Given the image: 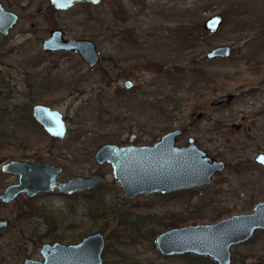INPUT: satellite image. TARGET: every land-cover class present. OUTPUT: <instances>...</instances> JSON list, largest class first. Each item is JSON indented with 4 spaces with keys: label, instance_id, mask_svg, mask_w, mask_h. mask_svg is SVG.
<instances>
[{
    "label": "rangeland",
    "instance_id": "374dc122",
    "mask_svg": "<svg viewBox=\"0 0 264 264\" xmlns=\"http://www.w3.org/2000/svg\"><path fill=\"white\" fill-rule=\"evenodd\" d=\"M0 3L18 15L9 34H0V165L38 159L61 165V180L105 175L94 193L52 192L0 203V217L11 222L1 232L0 264L38 257L42 241L70 243L95 232L105 238L103 264L212 263L195 254L162 255L155 237L171 227L172 213L182 219L178 227L210 224L252 212L264 201V167L254 161L264 154V0H101L66 10L50 0ZM215 13L224 23L217 33H205L202 22ZM50 25L67 37L94 40L100 63L89 69L74 53L44 54L41 40ZM182 26L195 29L194 45L179 40ZM221 45L232 48L231 56L207 60L206 52ZM165 71L175 72L174 79ZM125 79L131 88H124ZM226 94L233 96L230 102L213 103ZM34 104L63 114L64 139L50 138L32 123ZM175 128L183 131L178 146L191 136L227 164L190 194L127 199L112 165L95 162L105 143L124 144L135 134L134 145H154ZM14 181L0 172V192ZM29 205L41 211L16 221ZM97 207L104 216H95ZM231 252L234 264H264V230Z\"/></svg>",
    "mask_w": 264,
    "mask_h": 264
},
{
    "label": "water",
    "instance_id": "95a60500",
    "mask_svg": "<svg viewBox=\"0 0 264 264\" xmlns=\"http://www.w3.org/2000/svg\"><path fill=\"white\" fill-rule=\"evenodd\" d=\"M101 0H50L58 10H65L78 2L98 4ZM18 16L8 11L0 3V34L7 35ZM224 23L221 14L215 13L206 17L202 28L209 34H215ZM44 50L76 51L92 68L100 62L96 44L85 38H63L60 29L50 31L42 41ZM231 48L227 45L216 46L206 52L209 59L228 58ZM131 86L130 81H125ZM232 95L217 97L214 104L229 102ZM35 120L42 125L51 138L62 139L66 133L63 115L55 108L43 105L33 107ZM181 134L177 129L168 132L153 146H116L103 145L96 153L98 162L112 163L114 178L121 186L126 198L139 194L166 193L173 190L187 189L209 184L212 175L226 167L223 161L216 160L207 152L198 148L193 138L187 140V146L177 147L176 136ZM133 136L130 137V142ZM255 161L264 165V154L260 153ZM4 174L17 176V182L7 185L0 192V201L9 203L18 195L32 197L38 193L56 191L62 195L88 191L104 180V176L94 173L88 177L75 176L67 181L59 180L62 168L48 162H26L17 159L1 165ZM7 221L0 220L4 227ZM264 230V201L254 205L252 212L233 214L210 224H190L173 227L155 237L158 251L165 256L195 254L211 259L215 264H234L231 247L249 241L257 231ZM105 247L103 233L95 232L84 236L74 244L54 243L53 256L45 262L26 260V264H103L102 252Z\"/></svg>",
    "mask_w": 264,
    "mask_h": 264
},
{
    "label": "flooded vegetation",
    "instance_id": "af4514ba",
    "mask_svg": "<svg viewBox=\"0 0 264 264\" xmlns=\"http://www.w3.org/2000/svg\"><path fill=\"white\" fill-rule=\"evenodd\" d=\"M77 4H87V5H90V6H92V5H94V4H91L90 2H78V3H76V4H74V5H72L71 7H73V6H75V5H77ZM71 7H69V8H71ZM68 8V9H69ZM58 10V9H57ZM66 10V9H65ZM18 16V15H17ZM17 20H18V18H17ZM17 20H16V22H17ZM15 22V23H16ZM15 23L13 24V26L15 25ZM49 23H51V25H55L56 24V22L54 21V19H53V17L51 16V19L49 20ZM50 25V27H51V29L49 30V33H48V36H49V34H50V31H52V30H54V29H60L62 32H63V38H85V39H90V40H92L91 38H87V37H67V36H65V33H64V31L61 29V28H58V27H56V26H51ZM12 26V27H13ZM11 27V28H12ZM9 32H10V30H9ZM9 32H8V34H9ZM127 32V31H126ZM7 34V35H8ZM122 34H124L123 32H122ZM2 35V34H1ZM7 35H2V36H7ZM127 35L128 36H130L129 35V32H127ZM47 36V37H48ZM46 37V38H47ZM46 38H44L43 40H45ZM43 40H41V51L44 53V54H55V53H64L66 56H68V55H71L72 53H74V54H76L78 57H79V59L85 64V66L87 67V68H89V69H93L94 67H92V68H90L88 65H87V63H85V61L79 56V54H78V52H76V51H68V50H53V51H50V50H44L43 48H42V41ZM94 43H95V41L94 40H92ZM96 44V43H95ZM97 46V45H96ZM231 48V47H230ZM97 50H98V48H97ZM99 52V51H98ZM231 54H232V48H231ZM99 55H100V53H99ZM231 56V55H230ZM205 57H206V55H205ZM206 59L207 60H209V58H207L206 57ZM100 61H101V55H100ZM100 63V62H99ZM98 63V64H99ZM97 64V65H98ZM96 65V66H97ZM157 69H161V67H159V68H157ZM125 81H130L131 83H132V85L131 86H126L125 85ZM123 86H124V88H126V89H129V88H131L132 86H133V82L131 81V80H129V79H125L124 81H123ZM216 99V98H215ZM214 99V100H215ZM232 99H233V96H232ZM231 99V100H232ZM214 100H213V103H214ZM230 100V101H231ZM229 101V102H230ZM223 103V102H222ZM226 103H228V102H226ZM35 105H43V106H48V107H50L49 105H45V104H34L33 106H32V108H31V121H32V123L34 124V123H36L37 125H39L43 130H44V128L42 127V125H40L36 120H35V118H34V115H33V107L35 106ZM219 105V104H218ZM50 108H52V107H50ZM22 109H23V107H22ZM58 110V109H57ZM59 111V110H58ZM63 115V114H62ZM25 119H26V117L25 116H23ZM63 118H64V116H63ZM64 120H65V118H64ZM30 123V122H29ZM65 123H66V120H65ZM66 133H65V136H66V134H67V132H68V127H67V123H66ZM177 129H179V130H181L180 128H175V129H173V130H170V131H168V132H171V131H174V130H177ZM45 131V130H44ZM46 132V131H45ZM168 132H166L165 134H167ZM182 133H183V131L181 130V134H179V135H177L176 136V141H177V138L180 136V135H182ZM164 134V135H165ZM163 135V136H164ZM49 136V135H48ZM65 136H64V138H65ZM131 136H133V141L132 142H130V137ZM50 137V136H49ZM51 138V137H50ZM64 138H62V139H64ZM162 138V137H161ZM160 138V139H161ZM189 138H193V137H191V136H189V137H187V139H186V144L185 145H182V146H178L177 145V143H176V141H175V145L177 146V147H183V146H187V144H188V142H187V140L189 139ZM59 139V138H58ZM135 139H136V135L135 134H131V135H129L128 137H127V139H126V143H124V144H114V143H105V144H103V145H106V144H114V145H116V146H118V147H120V146H128V145H134L133 143H134V141H135ZM159 139V140H160ZM194 139V138H193ZM158 140V141H159ZM194 141H195V139H194ZM156 144V143H155ZM154 144V145H155ZM195 144L197 145V143L195 142ZM103 145H101V146H99L98 148H97V150L95 151V153H94V159H95V162L97 163V164H103V163H109V164H111L112 165V163H110V162H108V161H103V162H98V160L96 159V153H97V151L103 146ZM135 146H138V145H135ZM144 146H153V145H144ZM198 146V145H197ZM139 147H141V146H139ZM198 148L199 149H201V150H204L203 148H200L199 146H198ZM205 152H207L206 150H204ZM207 154L209 155V156H211L212 158H214V159H216L215 157H213L212 155H210L208 152H207ZM216 160H219V159H216ZM21 161H25V160H21ZM35 161H39V162H48V161H40V160H38V159H36V160H32V161H26V162H35ZM220 161H223V160H220ZM254 161H255V158H254ZM224 162V161H223ZM256 162V161H255ZM48 163H50V162H48ZM225 164H226V162H224ZM256 163H258V162H256ZM52 164V163H51ZM258 164H260V163H258ZM2 165V164H1ZM1 165H0V172L2 173V171H1ZM55 165V164H54ZM261 166H263L264 167V165H262V164H260ZM59 166H61V165H59ZM226 167H227V164H226ZM225 167V168H226ZM61 168H62V172H61V174L59 175V177L62 175V173H63V171H64V168L61 166ZM224 168V169H225ZM112 169H113V165H112ZM223 169V170H224ZM222 171V170H221ZM221 171H216L215 173H218V172H221ZM94 173H99V174H101L100 172H93V173H91V174H89V175H87V176H79V177H88V176H90V175H92V174H94ZM214 173V174H215ZM4 174V173H3ZM214 174L212 175V177L214 176ZM103 175V174H102ZM13 176V175H12ZM104 176V180L101 182V183H99L98 185H96L95 187H93V188H91L90 190H88V191H84V192H92V193H94V192H96L97 190H98V188H100L102 185H103V183L105 182V175H103ZM113 176H114V170H113ZM14 178H15V181L14 182H12V183H10V184H13V183H16L17 182V176H13ZM58 177V178H59ZM75 177V176H74ZM212 177H211V179H212ZM72 178V177H71ZM70 179V178H69ZM68 179V180H69ZM115 179V178H114ZM59 180H61L60 178H59ZM116 180V179H115ZM62 181H67V180H62ZM116 182H117V180H116ZM211 182V181H210ZM118 183V182H117ZM119 184V183H118ZM7 185H9V184H7ZM6 185V186H7ZM206 185H208V184H206ZM206 185H202V186H206ZM5 186V187H6ZM120 186V185H119ZM4 187V188H5ZM121 187V186H120ZM197 187H201V186H197ZM197 187H191V188H187V189H180V190H173V191H169V192H166V193H160V192H155V193H152V194H156L155 196H160V197H166V196H170V195H173V194H175V195H179V194H184V193H192L195 189H197ZM3 188V189H4ZM122 189V188H121ZM123 191V190H122ZM53 193L54 192H56L55 190L54 191H52ZM52 192H50V193H52ZM84 192H77V193H73V194H71V195H63V196H66V197H72V196H76L77 194H82V193H84ZM57 193V192H56ZM41 194H47V193H38V194H36V195H34V196H32V197H27V196H25L24 194H20V195H18L14 200H12L11 202H9V203H12V202H14V201H17V199L19 198V197H25V198H28V200H32L33 198H35V197H37L38 195H41ZM59 194V193H58ZM123 194H124V192H123ZM142 194H146V193H142ZM60 195H62V194H60ZM139 195H141V194H139ZM139 195H137V196H139ZM146 195H151V194H146ZM136 196V197H137ZM153 196V195H152ZM125 197V196H124ZM126 198V197H125ZM135 198V197H134ZM127 199H133V198H127ZM262 202V201H261ZM0 203H2V201H0ZM258 203V202H257ZM4 204H8V203H4ZM256 204V203H255ZM254 204V205H255ZM254 208V207H253ZM39 211H41V210H33L32 209V206H27V208H26V211L25 212H23V213H19V215L17 214V216L14 218L16 221H19V220H21V219H24V218H28V217H32L33 215H38V213H39ZM172 214H174V213H172ZM0 220H5V221H7V223H6V225L4 226V227H1L0 226V236H1V232H3L8 226H10V224H11V222H10V219H8V218H3V217H0ZM170 228H173V227H170ZM169 228V229H170ZM162 233V232H161ZM160 234V233H159ZM46 234H44L43 236H45ZM40 239H41V237H40ZM82 239V238H81ZM81 239H79V240H81ZM79 240H77V241H74V242H70V243H64V242H62V241H59V240H53V241H42L41 243H40V245L38 246V253H39V256L38 257H31V256H28V255H26V256H24V254H23V260H22V263L23 264H26V260H32V261H37V262H39V263H44L45 262V256H47V258H49V257H51V256H53V254H55L54 253V250L52 249V245L54 244V243H61V244H74V243H76V242H78ZM18 247H20V246H18Z\"/></svg>",
    "mask_w": 264,
    "mask_h": 264
},
{
    "label": "trees",
    "instance_id": "16d2710c",
    "mask_svg": "<svg viewBox=\"0 0 264 264\" xmlns=\"http://www.w3.org/2000/svg\"><path fill=\"white\" fill-rule=\"evenodd\" d=\"M87 5V4H86ZM201 27V25H200V23H198L197 24V28H200ZM195 31V29L193 28V27H190V26H182V27H180L179 28V31H178V37H179V40L181 41V42H186V43H189L190 45H194V43H195V37L193 36V33H195L194 32ZM205 32V31H204ZM206 33V32H205ZM261 39H264V34L263 35H261V36H259ZM253 42V41H252ZM182 70H180V69H177L175 72L176 73H182L181 72ZM175 72H169V71H165V73L167 74L166 76L170 79V80H172V79H174V77H173V73H175ZM199 73H201L202 74V70H199ZM98 208L99 207H97L96 208V214H95V216L97 217V216H104V214H105V212H101L100 214H98L97 212L99 211L98 210ZM169 217H170V220H169V223H170V225H171V227H178L179 226V223L182 221V219H180L179 218V215H178V213H175V214H171V215H169ZM193 222H197V220L195 219ZM203 264H208V263H203ZM209 264H215L214 262H212V263H209Z\"/></svg>",
    "mask_w": 264,
    "mask_h": 264
}]
</instances>
